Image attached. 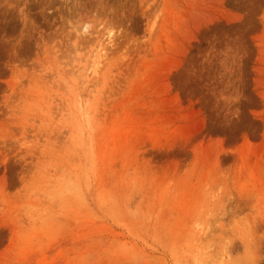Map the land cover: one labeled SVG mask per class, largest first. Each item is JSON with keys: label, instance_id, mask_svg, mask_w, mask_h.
Returning a JSON list of instances; mask_svg holds the SVG:
<instances>
[{"label": "rangeland", "instance_id": "rangeland-1", "mask_svg": "<svg viewBox=\"0 0 264 264\" xmlns=\"http://www.w3.org/2000/svg\"><path fill=\"white\" fill-rule=\"evenodd\" d=\"M0 264H264V0H0Z\"/></svg>", "mask_w": 264, "mask_h": 264}, {"label": "bare ground", "instance_id": "bare-ground-1", "mask_svg": "<svg viewBox=\"0 0 264 264\" xmlns=\"http://www.w3.org/2000/svg\"><path fill=\"white\" fill-rule=\"evenodd\" d=\"M99 62V61H98Z\"/></svg>", "mask_w": 264, "mask_h": 264}]
</instances>
